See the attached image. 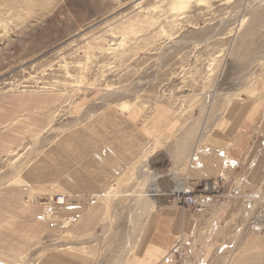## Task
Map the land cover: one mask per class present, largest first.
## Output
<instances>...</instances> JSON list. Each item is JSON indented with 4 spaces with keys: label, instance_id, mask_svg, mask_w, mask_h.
I'll use <instances>...</instances> for the list:
<instances>
[{
    "label": "rangeland",
    "instance_id": "obj_1",
    "mask_svg": "<svg viewBox=\"0 0 264 264\" xmlns=\"http://www.w3.org/2000/svg\"><path fill=\"white\" fill-rule=\"evenodd\" d=\"M178 1L0 0V264H48L49 253L56 264H128L168 201L152 209L139 195L145 160L163 154L169 182L185 181L196 147L231 128L248 131L255 151L264 0ZM98 114L102 125L77 144L84 156L59 146ZM100 149L109 156L93 159ZM75 164L85 167L84 196L70 193ZM223 180L185 192L224 209L213 264H264V176L249 193L241 177Z\"/></svg>",
    "mask_w": 264,
    "mask_h": 264
},
{
    "label": "crops",
    "instance_id": "obj_2",
    "mask_svg": "<svg viewBox=\"0 0 264 264\" xmlns=\"http://www.w3.org/2000/svg\"><path fill=\"white\" fill-rule=\"evenodd\" d=\"M253 113L255 112L251 111V115ZM254 117L255 114L250 118L254 119ZM104 118L105 116L98 114L96 121L90 122L80 131L73 133L71 137L64 138L59 146L64 148L65 141H67V143H72L73 146L69 147L73 153H80L81 156H84V151L77 144L83 138L86 128L102 125ZM248 123L243 122V126L246 127ZM242 131L244 132V129ZM234 132L233 128L228 129L223 136V139L225 137L228 139V133L231 134L232 147L222 144L223 139H221V143L216 139H206L196 147L186 165L187 170L185 169L184 180L191 187L187 191L192 192L193 188L201 190L202 186L198 182H209L213 190V184L222 181V179L229 183L234 177H241L243 188L249 193L248 190L264 176V133L262 135V130L259 132L256 143L258 145L255 151H251L255 143L253 139L250 140L249 135H246L248 131L238 137H234ZM249 152L253 153L250 159L247 158ZM108 156L109 154L105 150L100 149L93 159L99 157L100 161ZM256 161H258L257 165ZM75 165L78 166L69 170L67 177L71 189L70 193H73L75 197L84 196L87 193V186L89 188V183L87 184L85 179V167L81 164ZM255 165L256 169L254 168ZM113 169L110 173H115L118 167ZM213 198L214 196L211 194H195L194 203L205 207L204 211H197L192 207L180 205L179 201H173L171 196L170 198L167 197L168 201L158 206L157 212L151 216L150 233H146L147 235L141 239L138 249L140 251L131 256L128 264H163V261L170 264L173 263V260H170L176 258L173 252L178 254V264H213L218 253L216 221L224 214L221 212L223 208L219 207L221 204ZM65 204L66 200L62 205ZM71 211L70 217L75 216L76 210ZM174 245L178 247V250H173ZM192 246L194 249L191 250ZM54 258V254L53 258L52 255L48 258L50 264H56L57 260Z\"/></svg>",
    "mask_w": 264,
    "mask_h": 264
},
{
    "label": "bare ground",
    "instance_id": "obj_3",
    "mask_svg": "<svg viewBox=\"0 0 264 264\" xmlns=\"http://www.w3.org/2000/svg\"><path fill=\"white\" fill-rule=\"evenodd\" d=\"M178 2L179 6L184 4L183 0H179ZM152 153L155 154L154 152ZM152 157L153 156H151V158L148 160H145L135 174L137 175L138 179L140 178L143 181L147 178L148 183L146 190L145 192H141L139 195L143 197L145 196V198L147 197L148 200H151V206L154 207L159 201L164 202L168 196H172L177 192H187V190H189L188 188L191 187H187V190H185L187 185L186 182L183 181V178L177 181L174 179L173 182H169L170 179H173V175L175 174L171 170L167 169V162H165L166 158L164 155L158 154V158L153 157L154 159ZM198 183L202 186V189L212 190V185L209 182ZM61 199L63 200L61 203L62 205L64 204L65 199L64 197H61ZM48 257H51V254L48 255Z\"/></svg>",
    "mask_w": 264,
    "mask_h": 264
},
{
    "label": "built area",
    "instance_id": "obj_4",
    "mask_svg": "<svg viewBox=\"0 0 264 264\" xmlns=\"http://www.w3.org/2000/svg\"><path fill=\"white\" fill-rule=\"evenodd\" d=\"M178 198L180 199V203L184 204V205H194V198L191 194L189 193H179ZM57 203L61 204L63 202V200L59 197H57ZM197 210L201 211L203 208L202 206H197L196 207Z\"/></svg>",
    "mask_w": 264,
    "mask_h": 264
}]
</instances>
